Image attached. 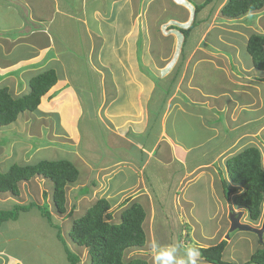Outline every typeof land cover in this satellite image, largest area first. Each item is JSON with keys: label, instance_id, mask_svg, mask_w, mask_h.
Wrapping results in <instances>:
<instances>
[{"label": "crops", "instance_id": "obj_1", "mask_svg": "<svg viewBox=\"0 0 264 264\" xmlns=\"http://www.w3.org/2000/svg\"><path fill=\"white\" fill-rule=\"evenodd\" d=\"M144 1L160 3L162 15L167 13L170 4L172 8L170 12L175 14L166 19H161L162 15H159L153 21L155 26L163 28L164 34L171 41L169 52L166 55L159 54L158 59L155 60L146 58L147 54L144 50L142 54H138L137 46H130L131 44L125 42L130 32H134V35L136 33V39H139L141 29L146 33L144 14L150 9L146 8L147 4L144 3L143 10L140 11ZM225 1L0 0V18L8 20L5 25L0 22V87L6 86L14 96L21 95L28 91L33 74L53 68L57 75L56 83L41 97L37 109L20 113L22 126L15 121L5 127L0 126V166L11 159L16 160L14 163L33 159L32 154H34L32 145L25 142L22 137H18L16 135L18 132L14 130L12 132L15 136L11 135L8 143L5 144L2 141V133L7 127L12 125L11 128H17L16 131L25 133L28 138L34 136L47 138L48 144L44 147L66 154L67 159L70 158L69 160L79 171L77 180L66 184L67 207L70 191L74 199L80 200L86 197L83 208L91 200L105 197L111 203L110 210L114 220L117 221L122 209L134 201L139 202L146 211V219L143 223L146 240L150 234L153 241L157 238L152 220L159 215H163L165 219L168 201H171L169 207L173 209L175 217L182 216L183 208H179L182 200L176 193L177 188L183 187L185 191L197 179L203 181L207 189L209 188L208 191L217 192V199H220L221 195L223 197L219 171L222 172L225 160L240 147L248 144L257 145L256 140L259 143L264 139V111L260 113L262 119L255 122L256 124L261 122L258 127L248 126L251 117L241 118L244 111L249 112L251 107L257 111L262 103L261 99L259 102L256 101L255 94H259L262 89L259 82L264 85V71L254 69L251 60L250 62L247 58L243 60L241 49L243 47L246 49L250 34L264 33V6L258 11L230 19L220 14V8ZM166 2L169 4L167 5ZM201 4L204 5L197 16L209 21L203 29L200 24L194 27V31L200 32V36L196 43L194 42L192 50L187 47L188 37L180 48L177 46L178 39L183 41V35L179 29H185L191 24L195 6ZM11 12L12 15H9ZM140 15L144 20L140 21ZM251 15H255V21L248 20ZM217 17L222 19L220 23L216 21ZM118 18L124 20L126 25L124 31L117 28ZM105 26H109V32ZM115 28L116 32H114ZM211 31H214V36L209 41L210 46L202 47L200 45L202 40H208ZM71 44L77 52H82L83 49L85 65L95 74V82H98L96 87L98 90L93 91L97 99L94 106L84 105L82 100L86 95H81V86L70 82L74 79L78 81V77L70 76L73 67L77 69V66H74V57L67 55L69 53L67 50L72 49ZM126 45L131 51L125 53ZM104 48L122 49L121 56H115L114 52V55L107 60L103 55ZM176 48L179 49V54H186L185 58L178 57L172 62L176 63L175 65L180 63L181 66H177L175 72L172 67L162 74L160 65L164 67L175 57H172V54ZM96 51L98 56H94ZM56 63L58 67H50V64L57 65ZM205 63L212 65L213 71H209L211 73L208 78L202 71V64ZM104 65L109 66L107 67L110 71L108 85L105 83V73L100 67ZM199 71L203 72L204 78L200 84H196L194 75ZM215 71L221 76H218V79H215ZM92 75L90 73L89 76L91 83L94 81ZM227 83L231 85L228 86ZM130 91L132 92L128 98ZM61 92L65 99L57 98L58 93ZM170 92H172L170 94L172 101L170 99V102L160 105L161 108L164 107L159 119L161 128L159 130L158 127L155 128L157 130L154 134L150 131L149 138L143 137V131L148 124L147 115L143 113L144 111H140L141 107L143 105L147 107L148 103L162 104V100ZM237 94H242L241 98L237 97ZM88 97L91 100L90 91ZM51 100L56 102L50 105L48 102ZM100 109L103 110L102 113H99ZM46 112L51 114L53 121L46 120ZM189 118H195L194 132L185 124L180 127L169 126L182 120L189 122ZM254 118L257 119L258 116ZM91 119L96 121L95 125L83 127V121ZM222 120L228 125L226 130L220 123ZM84 128L92 130L93 135L86 133ZM129 128L133 129L132 135ZM221 138L223 141H218ZM160 169H162L161 174L166 177L167 183L164 185L161 183ZM120 175H122L120 185L114 186L113 179ZM93 177L97 182L92 183L91 188L85 189L90 181L88 179ZM22 182L21 186L19 184L18 195L0 192V203L25 204L28 203L29 197L35 198L38 203L43 191H47L46 178L42 176H34ZM216 183L218 185L215 189ZM158 184L164 186L168 192L174 190L172 197L163 195L164 189ZM99 186L105 187L101 193L98 191ZM25 189L28 194L25 193ZM187 197L191 202L183 199L185 205L191 204L194 200L190 192ZM18 198L21 202H18ZM46 201L52 212L53 203L48 191ZM182 213L184 216L188 215V219L194 217L195 220V216ZM180 217L177 219L182 220ZM55 218L60 222L57 217ZM65 218L66 215L62 214L61 220ZM65 222V228L61 222L60 225L66 231L68 221ZM149 223H152L151 231H149ZM2 224L4 225V222L0 225V264H24L23 259L10 249L11 240L16 234L9 233L10 228H3ZM185 236L187 238V233ZM186 241L189 240L180 238L179 242L173 243V246L185 245ZM4 242L5 248L1 245ZM156 245L161 246L158 243ZM156 245L153 249L154 263L151 264L158 263L155 252L159 248ZM143 247H134L127 251L131 250L132 254V251L136 253L143 250ZM166 248L172 250V245L167 244ZM170 256L172 257L173 254ZM201 259L197 260V263L210 264ZM181 260L178 258L172 261V264H178Z\"/></svg>", "mask_w": 264, "mask_h": 264}, {"label": "rangeland", "instance_id": "obj_2", "mask_svg": "<svg viewBox=\"0 0 264 264\" xmlns=\"http://www.w3.org/2000/svg\"><path fill=\"white\" fill-rule=\"evenodd\" d=\"M144 3L147 4L146 8L150 9L147 14H144V17L146 20V22H145L146 33H144L145 32L144 29H143V31L141 29L139 39H136L137 38L136 33L134 35V32L133 33L130 32L127 34L125 42L131 44L130 46H132V45L135 47L137 46V52L139 54L140 53L142 54L143 50H144V52H146V54H147L146 56L144 54V56L146 58H153V60H155V59H158L159 54L162 53V55H166L169 52L171 41H170V38H167L166 35L164 34L163 28H159V26H155L154 22H153L156 17H158L159 15H162L160 3H158V2H151V3L148 2L147 3V1L146 2L144 1L142 3V6H140L141 12L143 10ZM166 4L168 5L169 2H166ZM171 10H172V8H170V4H169L167 7V13L162 15V17L160 16V18L166 19L171 15L174 16L175 14H172V12H170ZM9 15H12V12H11V14L9 13ZM144 17L140 15V21L144 20ZM118 19H119V22H118L119 25L117 27L118 30L120 28V29H123V31H124L126 28L124 20L122 18H118ZM197 20H200V18L198 16H197ZM248 20L255 21V15H251V17H249ZM216 21L218 23H220L222 21V19L220 17H217ZM0 22L5 25L8 23V20L6 18L1 17ZM206 25H207V22H205L204 24L201 23V28L203 29ZM106 28L108 29L107 32H109V26H105V29ZM114 32H116V28H115ZM259 32H262V31H259ZM189 34H190V32H189ZM199 36H200V32L198 30L194 31V29H193L192 33L187 36L188 37V46H187L188 49L192 50V46L195 45ZM213 36H214V31H211L208 34V40H206V39L202 40V43L200 45L202 47H205V46L209 47L211 44L209 41H210V39L213 38ZM179 37H180V35H179ZM136 40H137V42H136ZM182 45H183V41L178 39V45L177 46L182 48ZM70 46L72 49H71V51L67 50L69 52V53H67V55H68V57L70 55H72L74 57V61H75L74 66H77V69H75L73 67V69L71 70L70 76L72 75L74 77H78V81H76L77 79H74V81H70V82H72L73 85L81 86L80 87L81 95H86L85 98H83V100H82L83 104L88 105L89 107L94 106L97 99H96V95H95L96 93L93 91L98 86V82H95V80H96L94 77L95 74L90 71V69L87 67V65H85V56L83 53V49H82V52H77V51H75L76 48H74L72 44ZM178 50L179 49H177V48L175 49V51L172 54L173 55L172 57H174V56L175 57L172 58L170 60V62H168L164 67H163V65L162 66L160 65L162 74H164L165 71L170 70L172 67H173V71L174 72L176 71V68L179 64L175 65L176 63H172L173 60L175 62V60H177L178 57H182L183 55L186 56L185 53L179 54ZM98 51H99V49H98ZM98 51H96L97 53H96V55L94 54V56H98ZM101 51H102V49H101ZM121 51H122V49L111 50V49L104 48L103 49V52H104L103 55L108 60L114 55L113 54L114 52H115V56H118V55L121 56V54H120ZM124 51L126 53V51L127 52L131 51V49H129L127 46V49L125 48ZM213 51L216 52V50H213ZM51 54L52 53H50V55ZM241 55L243 56L242 57L243 60H246V58H247L248 62H250L251 58L248 55L245 47H243L241 49ZM248 62H246V63H248ZM56 64L57 65L50 64V67H58V63H56ZM202 65H203L202 71L204 72L205 76L208 78L209 77L208 75L211 73V72L209 73V71H213L211 68L212 65L210 63H205ZM179 66H181V65H179ZM100 67H101V71L105 73L104 79H105L106 85H108L109 84L108 83V81H109L108 72H110L108 70L109 66L107 65L108 68L106 67V65H104L103 67L102 66H100ZM199 68H201V66ZM142 70H144V68ZM203 72L199 71L194 75V82L196 84H200V82L204 78ZM90 73L93 74L92 78H94V81L92 83L89 82L90 81V78H89ZM214 73H216V78L214 77L215 79H218L219 77H221V76H219L217 71H215ZM99 74H100V72H99ZM32 76H34V74ZM160 78H161V75H160ZM157 80H159V79H155L154 81H157ZM160 82L162 83L163 81L160 80ZM157 84H160V83L157 82ZM163 84H164V82H163ZM226 85L230 86L231 84L227 83ZM259 85H260V87H262V89L259 92V94H255V95H256V101L257 102H259V100L261 99V101H262L261 107L257 111L254 110L253 107H251L249 109V112L244 111V114L241 115V118H243V119H246L247 116H248V118L251 117V121L249 122L248 126L254 125L255 127H258V125L261 123V122L257 123V124L255 123L257 120L262 119L260 113H262L264 111V85H262L261 82H259ZM63 87H65V86H62V88ZM173 88L174 89L172 91L174 94V92H175L174 85H173ZM96 90H98V89H96ZM153 90H154V88H153ZM89 91L92 94L91 100L88 97ZM131 92L132 91H130L128 93V98L131 95ZM171 93L172 92H170L168 94L169 96H166V98H164L162 100V102H163L162 104L151 105V103H148L147 107H146V105H143L141 107L140 111H144L143 113L144 114L146 113V115H147V121L146 122L148 124V127L143 131V134H144L143 137L149 138L150 131L154 134L155 131L157 130L155 128L158 127V130L161 128V126H159V119H160L159 114L161 112H163L164 107L161 108L160 105H164V104L172 101L171 95H170ZM177 95H179L178 91H177ZM241 96H242V94H237V97L241 98ZM57 98H59V99L64 98L65 99V97H63V92L58 93ZM54 101L56 102V100H51L48 103L50 105H52V103ZM90 101H92L91 104H90ZM40 102H41V98H40ZM48 103H47V107H49ZM57 103H60V102L57 101ZM154 105L156 107H154ZM158 109H159V111H157ZM95 111H96V109H95ZM102 111L103 110L100 109L99 113H102ZM20 115L21 114L18 115V118H17V120H15V123H18L20 126H22ZM256 115L258 116L257 119L254 118ZM45 117H46V120L48 122L53 121V119H54L53 117H51V114H49V112L45 113ZM194 120H195V118H193V119L189 118V120H188L189 122H185L182 120L179 123H175L174 125H169V126H175L176 125L175 127H178V126L180 127V126H183L185 124L186 127L188 125L190 128H192V131L194 132L196 130L194 128V126H195ZM94 122L96 123V121H93L92 119L87 120V121H83V127H88L89 125L93 126V125H95ZM220 123L222 124L223 128L226 130L228 127L226 122H224V120H222ZM57 126H59V125L57 124ZM11 127H12V125H11ZM11 127H7L6 129H4V133H2V141L5 144L8 143L11 135L13 137L15 136L14 132H18L16 135L20 138L22 137V139L25 142H27L28 144H31L32 149L34 148L33 149L34 154H32L33 159H30L27 161H21L20 160L19 162H17V164L34 162V161L39 160V159H55V158L58 159V158H64V157L68 158L66 156V154L61 153L58 150L47 149V147L45 148L44 146H47V144H48L47 138L43 137L44 139H42L39 136H34L31 138H28L25 136V133L16 131L17 128H14V127L11 128ZM12 130H14V132H12ZM87 130H88V128H84V131L86 133L87 132H89L91 134L93 133L92 130H90V129L88 131ZM131 130H133V129H130V133L132 135ZM176 130L178 131V129H176ZM42 132H44V129H42ZM130 133L128 135H130ZM181 135H184V133H181ZM46 136H47V134L45 133V137ZM92 138H93V136H92ZM218 141H220V142L223 141V138H221ZM263 141H264V139L258 143V140H256L257 146L261 149V153H262V157H263V164H264V142ZM56 143H58V142H56ZM227 145H228V142H227ZM42 147H44V148H42ZM101 148H104V147H101ZM35 149L37 150L36 152H35ZM14 162H16V160H14V159H11L9 161H5V163H3L0 166V170L1 171L6 170L8 168V166ZM220 165L222 166V162H220ZM224 171H225V169H224ZM161 172H162V169H160V178L162 177L161 183L164 185V183H167L166 177L164 174H161ZM219 173H221V172L219 171ZM225 174L228 176L227 172H224V177L226 176ZM121 176L122 175L117 176V177H115V179H113L112 184H114V186L120 185L119 183H121V181H122ZM225 178L228 179V177H225ZM128 179H130V178H128ZM88 180H90V181L88 182V185L85 187V189L91 188L92 183L97 182L94 177L91 179L89 178ZM20 183H23V182H20ZM160 185H159V187H162L164 189L163 195H166L168 197H172V195H173L172 192H174V190L172 192H168L164 186H162V185L160 186ZM217 185L218 184L216 183L215 189L217 188ZM20 186H21V184H20ZM46 190L48 191V194L51 197L52 183L48 179H46ZM104 190H105V187H101V186L98 187V191H100V193ZM208 190H209V188L207 189V187L204 185L203 181L200 182L197 179H196V181L192 182L186 188L185 191L183 190V187L177 188L176 193L178 194V197H180L182 200L181 201L182 204H179V208H183L182 212H184L186 214L189 213L192 216H195V220L193 219L194 217L188 219L189 216L188 215L184 216V214L182 212H181L182 216L181 215L178 216V217L181 216L180 218H182V220H180V219L178 220L177 219L178 217L177 218L175 217L173 209L171 207H169L171 204V201H168V204H167L168 208L166 209V214L164 215L165 219H163V215L162 216L159 215V216H157V218L155 220H152V221H154V226H155L154 230H155V237L157 238L156 239L157 242L153 241V238H151V235L148 234L147 240H146L145 244L143 245L144 246L143 250L136 251V253L139 252L138 254H136L135 251H132V254L130 252L131 250L126 251L125 252V259H129V258H133V257H139V258H143V259L147 260L148 264L154 263L153 249H154L156 243H158L161 246L155 252L157 260H158L157 264H172V261L174 262V260H177L178 258H181L182 260H187L186 246L185 245H188V247H191V248H193L195 244H201V245L204 244L203 246H207V244L211 245L212 243L218 242L217 239L222 234L219 238V241L220 240H226V242H227V249L225 250V252H223V258L227 259V260H233V261L237 262L238 264L245 262L248 258V255L254 250V248L257 247V245H258L257 242H259L261 239L262 240L264 239V213H263L261 220L255 224H253V222L248 218L247 213L243 209L237 208L236 206H234L233 203H231L232 201H230V203H229V201H227L224 197H222V195H221L220 199H217L216 198L217 192L213 193V192L208 191ZM189 192H190V195L194 196V200L191 204L189 203V204L185 205L183 203V199L186 202H188V201L191 202L190 199L187 197ZM193 192H195V193H193ZM25 193L28 194L27 189H25ZM25 193H23V195ZM218 194H220L219 190H218ZM39 198H40V196H39ZM24 199H26V198H24ZM41 199L43 202L42 196H41ZM41 199H39L38 203H36L35 198L29 197L27 202L29 203L32 201V202H35L36 204H40ZM85 199H86V197L85 198L83 197L80 200L74 199L72 191L69 192L67 210H69L72 207V205H75L73 212H72L73 217L81 215L85 211V209L94 201V200H91V202L86 203L85 208H83V202ZM24 201H26V200H24ZM18 202H21V200L19 198H18ZM42 202H41V204H42ZM25 204H27V203H25ZM12 205L13 204L8 205L5 203H0V208L9 210V209H11ZM183 205H184V207H183ZM232 214H236V216L239 219V222L245 226L248 225L251 229L250 230H233V231H230L229 222H230V217ZM52 215H53V217H57L60 220V222L64 228L66 226L65 221H68L67 230L65 231V229H61L62 230L61 231L62 240L66 243V245L71 249V251L73 253H78L79 257H80V261H82V263H85L87 260L86 249L78 247L70 239V237L68 235V229L70 227V222H71L73 217L66 216L65 220H61V215H56L54 213V210H52ZM183 220H185V221H183ZM53 221L56 225L57 224L60 225V222L57 221L56 219L55 220L53 219ZM3 222H4V225L2 224L3 228L8 227V228H10L9 233L14 232V234H16V236L11 240L10 249L15 254L20 256L21 259H23L24 264H67L68 263L65 259L66 254L64 253V250H63V243L56 237V231H57L56 228L51 226L44 218H42V216L39 213V210H37L36 208H31L28 211H20V212H18L15 220L10 219V220L3 221ZM149 224H150L149 225V231H151L152 229H150V227L152 228V223H149ZM60 228H61V225H60ZM190 230L192 231V233H190ZM262 231H263V233H262ZM185 233H187V238L185 236ZM261 233H262V235H261ZM180 238L188 239L189 241L185 242V245H182V246L179 244L176 246H173L174 245L173 243L179 242ZM167 244L172 245V250H167V248H166ZM1 245L4 248L6 247L5 242H4V244H1ZM171 254H173L172 257L170 256ZM200 259L201 258L198 257V260H200ZM202 261H204V260H202ZM197 264H204V263H197Z\"/></svg>", "mask_w": 264, "mask_h": 264}, {"label": "trees", "instance_id": "obj_3", "mask_svg": "<svg viewBox=\"0 0 264 264\" xmlns=\"http://www.w3.org/2000/svg\"><path fill=\"white\" fill-rule=\"evenodd\" d=\"M203 5H196L191 24L185 29H179L183 35V42L194 27L209 21L203 18L197 20V14ZM263 6L264 0H226L220 8V14L233 19L258 11ZM246 50L254 69L264 71V33L250 34L246 42ZM184 57L183 55L182 59ZM56 81V71L48 68L35 74L29 81L28 91L21 95L14 96L6 86L0 87V126L5 127L13 123L24 111H35L40 98L51 89ZM161 115L160 113L159 116ZM222 169L219 174L223 197L229 203L232 201L231 203L237 208L243 209L253 224L259 222L264 213V164L261 149L254 144L240 147L225 160ZM224 172H227L228 176L225 174V177L229 180L224 177ZM78 175V169L67 158L40 159L21 164L11 163L6 170H0V192L18 195L20 182L34 176H42L52 183L51 200L54 213L72 217L74 205L67 211L66 184L76 181ZM42 197V204L15 203L9 210H0V225L3 221L15 220L20 211L36 208L40 215L56 228V237L63 243L67 264H148L147 260L139 257L125 259V252L128 249L141 247L146 242L143 226L146 211L139 202L134 201L122 209L119 220L116 221L110 210L109 200L105 197H98L81 215L72 218L68 235L78 247L86 249L87 260L82 263L79 254L73 253L62 240V227L54 223L53 219L56 218L52 215L44 191ZM257 244L247 260L241 264H264V239ZM203 245L195 244L193 248L198 249L199 257L205 262L238 264L233 260L223 258V252L227 249L226 240H220L212 245Z\"/></svg>", "mask_w": 264, "mask_h": 264}, {"label": "clouds", "instance_id": "obj_4", "mask_svg": "<svg viewBox=\"0 0 264 264\" xmlns=\"http://www.w3.org/2000/svg\"><path fill=\"white\" fill-rule=\"evenodd\" d=\"M156 247L159 248L158 245H156ZM199 255L200 254H199L198 249L187 247L186 248L187 260H181L178 262V264H197Z\"/></svg>", "mask_w": 264, "mask_h": 264}, {"label": "water", "instance_id": "obj_5", "mask_svg": "<svg viewBox=\"0 0 264 264\" xmlns=\"http://www.w3.org/2000/svg\"><path fill=\"white\" fill-rule=\"evenodd\" d=\"M229 228H230V231H233V230H250L251 229L248 225L245 226L242 223H240L236 214L231 215Z\"/></svg>", "mask_w": 264, "mask_h": 264}, {"label": "bare ground", "instance_id": "obj_6", "mask_svg": "<svg viewBox=\"0 0 264 264\" xmlns=\"http://www.w3.org/2000/svg\"><path fill=\"white\" fill-rule=\"evenodd\" d=\"M89 36V35H88ZM235 153V152H234ZM186 242H188V241H186ZM201 258V257H200ZM203 260V259H202Z\"/></svg>", "mask_w": 264, "mask_h": 264}]
</instances>
